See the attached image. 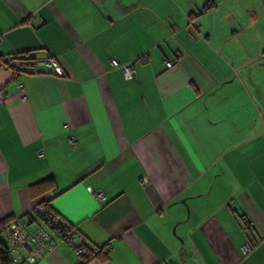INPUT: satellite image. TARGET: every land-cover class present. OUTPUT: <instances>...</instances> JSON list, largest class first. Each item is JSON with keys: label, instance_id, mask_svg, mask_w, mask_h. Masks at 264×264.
<instances>
[{"label": "crops", "instance_id": "0c3cea01", "mask_svg": "<svg viewBox=\"0 0 264 264\" xmlns=\"http://www.w3.org/2000/svg\"><path fill=\"white\" fill-rule=\"evenodd\" d=\"M0 55L64 71L0 68V223L48 202L89 264H264V0H0Z\"/></svg>", "mask_w": 264, "mask_h": 264}, {"label": "built area", "instance_id": "2783aa9c", "mask_svg": "<svg viewBox=\"0 0 264 264\" xmlns=\"http://www.w3.org/2000/svg\"><path fill=\"white\" fill-rule=\"evenodd\" d=\"M148 62V55H142L135 59V63L145 64ZM111 63L117 65L111 58ZM175 61H166L168 69L174 66ZM44 67L52 70L58 77L64 75V71L58 61L51 56L41 60H31L30 58H19L15 56H1L0 68L12 72L14 79H18L24 74H37L39 68ZM125 78L130 80L135 77V71L131 65L122 66ZM18 88L21 90V86ZM5 93L0 91V103H5ZM70 142L75 143V138L71 137ZM39 157L44 156V149L38 152ZM89 192L94 195L98 202L105 200L102 191ZM0 240L6 251L8 264H39L43 262L59 244L63 243L74 249L80 257L84 253L85 239L75 228L60 219L57 215L49 216L44 206H37L32 216H24L14 219L4 229ZM251 251L249 243L243 246V252L248 255Z\"/></svg>", "mask_w": 264, "mask_h": 264}, {"label": "trees", "instance_id": "16d2710c", "mask_svg": "<svg viewBox=\"0 0 264 264\" xmlns=\"http://www.w3.org/2000/svg\"><path fill=\"white\" fill-rule=\"evenodd\" d=\"M213 7L212 4H207L205 5L202 10L199 12L198 15L210 10ZM194 17V16H193ZM196 17V16H195ZM22 58H25V56H23ZM55 189V181L53 178H49L46 179L44 181H41L33 186H31L30 188V192L33 195H41L44 194L46 192H50L51 190ZM37 206H44L46 209V212L49 216H54L56 215L50 208L48 202H42ZM28 216H32L31 214H28ZM13 220L12 219H8L4 222L0 223V236L2 235L4 229L6 228V226L11 223ZM74 228V227H73ZM76 229V228H75ZM84 253L80 256L81 258V263L80 264H89L91 261L93 260H99L101 262H106L108 260V251H109V246L106 245L105 247L101 248V249H97L92 250L91 248H88L86 246V244L84 245ZM9 262V258L8 255L6 253V251H4L3 249V245L2 242L0 240V264H8Z\"/></svg>", "mask_w": 264, "mask_h": 264}]
</instances>
